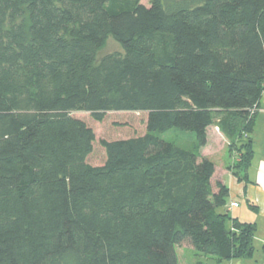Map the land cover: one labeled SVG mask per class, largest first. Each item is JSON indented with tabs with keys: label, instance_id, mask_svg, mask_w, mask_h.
Instances as JSON below:
<instances>
[{
	"label": "trees",
	"instance_id": "16d2710c",
	"mask_svg": "<svg viewBox=\"0 0 264 264\" xmlns=\"http://www.w3.org/2000/svg\"><path fill=\"white\" fill-rule=\"evenodd\" d=\"M140 1L0 0V264H178L182 246L252 257L256 226L224 210L200 150L217 124L247 179L264 0ZM109 37L121 52L98 58ZM79 113H142L145 130L100 140L94 166Z\"/></svg>",
	"mask_w": 264,
	"mask_h": 264
},
{
	"label": "rangeland",
	"instance_id": "374dc122",
	"mask_svg": "<svg viewBox=\"0 0 264 264\" xmlns=\"http://www.w3.org/2000/svg\"><path fill=\"white\" fill-rule=\"evenodd\" d=\"M115 0H112V4H114ZM130 0H116L118 4H125L126 2H129ZM142 4L147 5V0H141ZM114 52H121V47L118 45L116 41L112 37H109L106 41L105 46L102 48V50L98 54V58L101 56H104L109 53ZM260 107L264 108V96L260 102ZM78 117L85 120L93 129L96 136V141L94 144L93 152L88 157V162L91 165L98 166L102 165L105 160V154L104 150L100 145V140L102 139H117V138H128L136 135H141L144 133L145 130V114L142 113H109L105 117L104 121L100 124L95 123L88 114L79 113L77 114ZM254 123V128L251 134L252 138V144H253V150L254 155L253 159L251 161V167L250 172L258 173V167L259 162H264V154H263V148H264V112H260L256 115ZM218 125H213L212 128L208 130V138H209V145L210 143L215 144H222L224 145V151L225 154L222 157H218L214 152V148H208L204 147V149L200 150V155L202 157L208 156L213 157L216 165L218 168H222L224 162L227 160V162H230L233 160L230 159L229 153L227 151V143L224 140L223 136L221 135L220 131H217ZM186 134V142L185 141H178L180 139V135H176L175 133H170L168 136H166V139H171L175 141L177 144L180 145H192L194 143L193 138L187 139L188 136H193L190 133H183ZM214 134V135H213ZM213 136L216 138V143L212 142ZM214 138V140H215ZM184 143V144H182ZM213 147V146H212ZM207 148V149H206ZM228 165V164H227ZM256 241L254 243L255 245V252L253 259L250 261H246V264H264V252L261 249L262 244H264V223H261L259 225V229L256 233ZM262 239V242L260 241ZM184 250L185 247H175L176 254H180L179 251ZM194 252V251H193ZM189 253L186 252L185 256V262L184 264H189L191 259L193 258L192 255H188ZM204 263L207 264H213L208 260H201ZM222 264H242L241 261L239 263H229L228 261H224Z\"/></svg>",
	"mask_w": 264,
	"mask_h": 264
},
{
	"label": "crops",
	"instance_id": "0c3cea01",
	"mask_svg": "<svg viewBox=\"0 0 264 264\" xmlns=\"http://www.w3.org/2000/svg\"><path fill=\"white\" fill-rule=\"evenodd\" d=\"M260 112H264V108H261V110L258 113ZM210 128H212V126L209 127V129ZM214 138L215 136H213L212 142L216 141V138L215 140ZM208 141H209V138H208ZM205 147H208L211 149L214 148L215 149L214 155L218 156L219 158L224 156L225 154L224 145L220 143L215 144L214 146L213 143H210L209 145V143L207 142V145ZM263 154H264V148H263ZM204 157L210 159L216 164L213 157L211 156L210 157L204 156ZM227 164L228 162L226 160L222 168H218V166L216 165L217 167L216 178L218 179V181H221L228 188V191H229V195L227 197V202H226L224 210L228 211L232 219H236L243 223L255 224L256 233H257V230L259 229V225H261V223H264V162H259L258 173H255V172L251 173L250 172L251 165H250V167L248 168L246 172L247 179L245 181H239L236 177H234L230 173V171L227 169ZM231 203H237L238 206L230 207ZM256 233H255L254 243L257 239ZM260 241L262 242V239ZM263 247H264V244H262L261 246L262 251H263ZM254 249H255V245H254ZM186 252L189 253L188 255H190V257L191 255L193 257L189 264H197L198 261L202 262L201 260H208L213 264L223 263V262L217 263L214 260H211L210 258L199 257L193 252L192 249L185 248L184 250L180 249L179 251L180 254L179 255L177 254L178 264H184ZM254 252L251 258L231 259L228 262L229 263H239V261H241L242 264H246V261L248 262L251 259H253ZM204 264H207V263H204Z\"/></svg>",
	"mask_w": 264,
	"mask_h": 264
},
{
	"label": "built area",
	"instance_id": "2783aa9c",
	"mask_svg": "<svg viewBox=\"0 0 264 264\" xmlns=\"http://www.w3.org/2000/svg\"><path fill=\"white\" fill-rule=\"evenodd\" d=\"M237 206H238L237 203H231V204H230V207H237Z\"/></svg>",
	"mask_w": 264,
	"mask_h": 264
}]
</instances>
